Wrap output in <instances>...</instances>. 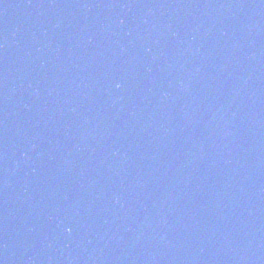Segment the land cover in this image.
Wrapping results in <instances>:
<instances>
[{
	"label": "water",
	"instance_id": "1",
	"mask_svg": "<svg viewBox=\"0 0 264 264\" xmlns=\"http://www.w3.org/2000/svg\"><path fill=\"white\" fill-rule=\"evenodd\" d=\"M0 264H264V0H47L0 55Z\"/></svg>",
	"mask_w": 264,
	"mask_h": 264
},
{
	"label": "clouds",
	"instance_id": "2",
	"mask_svg": "<svg viewBox=\"0 0 264 264\" xmlns=\"http://www.w3.org/2000/svg\"><path fill=\"white\" fill-rule=\"evenodd\" d=\"M119 87V86H118Z\"/></svg>",
	"mask_w": 264,
	"mask_h": 264
}]
</instances>
